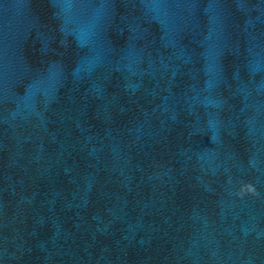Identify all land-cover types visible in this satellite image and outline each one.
I'll return each instance as SVG.
<instances>
[{"label": "water", "instance_id": "obj_1", "mask_svg": "<svg viewBox=\"0 0 264 264\" xmlns=\"http://www.w3.org/2000/svg\"><path fill=\"white\" fill-rule=\"evenodd\" d=\"M0 264H264V0H0Z\"/></svg>", "mask_w": 264, "mask_h": 264}]
</instances>
